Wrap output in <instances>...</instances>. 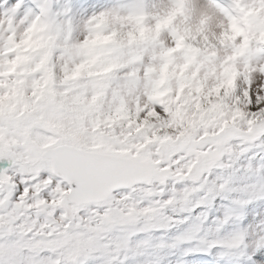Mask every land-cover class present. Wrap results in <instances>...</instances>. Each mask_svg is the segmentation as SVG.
I'll use <instances>...</instances> for the list:
<instances>
[{"label": "snow or ice", "instance_id": "6c2138e0", "mask_svg": "<svg viewBox=\"0 0 264 264\" xmlns=\"http://www.w3.org/2000/svg\"><path fill=\"white\" fill-rule=\"evenodd\" d=\"M189 256L264 264V0H0V264Z\"/></svg>", "mask_w": 264, "mask_h": 264}, {"label": "rangeland", "instance_id": "374dc122", "mask_svg": "<svg viewBox=\"0 0 264 264\" xmlns=\"http://www.w3.org/2000/svg\"><path fill=\"white\" fill-rule=\"evenodd\" d=\"M172 259H176V257H173ZM189 262V264H198L197 258L194 256H189L186 258Z\"/></svg>", "mask_w": 264, "mask_h": 264}]
</instances>
